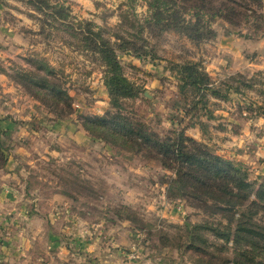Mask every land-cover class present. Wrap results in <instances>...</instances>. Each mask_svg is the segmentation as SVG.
<instances>
[{
  "label": "rangeland",
  "instance_id": "1",
  "mask_svg": "<svg viewBox=\"0 0 264 264\" xmlns=\"http://www.w3.org/2000/svg\"><path fill=\"white\" fill-rule=\"evenodd\" d=\"M45 1L49 7L42 3L39 8L30 0H0V142L4 150L0 151V264H44L39 254L54 263L44 253L43 237L24 241L23 234L24 230L35 231L30 220L39 208L43 213L52 211L54 197H62L68 212L79 219L103 221L110 228L130 232L133 240L122 254L123 264H235L231 241L228 249L215 251L218 246L211 244L223 242L207 233V246L196 252L185 236L184 225L206 221L233 228L241 206L222 204L226 199L211 188L186 186L188 196H175L169 186L176 176L175 163L161 160L147 147L106 140L96 125L93 136L83 125L82 117H101L116 110L103 82L106 66L92 50L81 46L77 33L80 28L100 33L117 47L120 42L114 35L121 34L117 25L120 14L127 10L124 0ZM232 1L228 5L235 10ZM56 3L73 27L56 21ZM184 5L178 3L181 8ZM260 5L252 9L257 10L255 16L261 15V21L243 15L237 23L220 15L211 19L209 11L197 15L196 10L186 8L174 12L164 29L146 28L142 37L147 43L130 42L141 45L143 55L117 50L124 75L142 89L138 97L122 102L123 113L134 125L144 124L160 140L183 130L184 137L211 154L240 164L248 179L257 183L264 182V114L256 108L264 105L260 94L264 90V31H254L260 27L257 21L264 25V0ZM146 11L147 0H136L139 23ZM40 59L53 68V74L36 69ZM186 60H203L215 81L236 74L250 80L253 87L245 92L249 102L244 104L245 99L234 92L229 94L230 100L213 99L218 103L216 119L208 122L206 133L181 122L186 104L171 67ZM39 77H46L49 84L71 97V114H66L64 104L53 110L52 100L47 104L33 94L27 80ZM57 111L65 114L58 117ZM81 129L90 145L78 144L73 138ZM34 199L41 200V205ZM23 201L27 205L19 210L18 203ZM255 216L264 220L262 211ZM36 227V236H41L44 228ZM210 252L214 257L207 254ZM223 256L229 257L227 263Z\"/></svg>",
  "mask_w": 264,
  "mask_h": 264
},
{
  "label": "trees",
  "instance_id": "2",
  "mask_svg": "<svg viewBox=\"0 0 264 264\" xmlns=\"http://www.w3.org/2000/svg\"><path fill=\"white\" fill-rule=\"evenodd\" d=\"M30 1L39 8H42L40 7L43 6L42 3L48 7L50 4L45 0L42 2L40 0ZM231 1L147 0L146 16L143 18V22L139 23L140 21L135 19L136 13L134 12L136 0H124L122 5L127 10L120 14V21L117 25L121 27L119 30L124 36L117 33L114 35L115 39L120 42L117 47L105 41L100 33H93L88 29L79 27L77 35L81 36V46L85 47L86 50H92L106 66L103 82L108 92L109 103L116 110L101 117H82V120H84V127L91 135L94 134L93 125H96L104 133L103 137L106 140L147 147L149 150L154 151L157 156L160 155L161 160L168 159L170 162L175 163L177 166L175 169L176 176L169 184L175 192L173 193L175 196L184 197L186 194L188 196L190 192L185 190L186 186L188 188L192 186L211 188L213 192L216 191L226 199L223 200L222 204L226 206L235 204V208L241 206L243 210L235 217V227L233 228H221L206 221L198 224L185 223V236L190 242V247L196 252L202 251L201 246H207V239L204 235L209 233L215 240L223 242L219 245L211 244L218 246L214 248L215 251L223 252V250L228 249L229 241H231L233 248H235V264H264V220L255 216L257 211L264 213V182L250 181L245 168L240 164L211 154L197 142L184 137L183 130L176 133L173 138L165 137L160 140L155 132L148 131V129L146 131L144 124L134 125L132 119L123 113L122 106L124 100L138 97L142 89L124 75L118 60L117 50H132L138 56L143 55L140 51L141 45L137 47V45H134L135 43L130 42L141 40L143 43H147V39L142 37V33L146 28L152 31L154 28L162 30L166 26L164 23L172 19L174 12L177 13L186 8L196 10L197 15L207 14L209 11L211 19L220 15L227 20L234 19L235 23L243 15H245L244 19L254 16L253 18L260 20L261 15L255 16L257 10H253L252 7L256 5L259 9L261 0H235V10L228 5V2ZM180 2L185 4L184 7L178 6ZM53 7L50 6L51 9ZM56 7H58L57 11L53 12L56 21H60L66 27H73L74 25L67 21L68 15L64 14L62 8H59L60 3H56ZM53 13L50 14L53 15ZM257 24L260 27L256 26L254 31H264V25H261L258 21ZM126 25L129 29H123ZM127 30H131V32ZM123 45L135 46V48L130 49V47ZM36 62L38 63L36 65L37 70L48 75L53 74V68L48 65L45 59ZM171 71L178 82V91L186 104L184 108L185 116L181 122H186L190 127L197 126L205 133L210 126L208 122L216 119L214 115L215 107L218 104L216 101L230 100L229 94L234 92L245 99L244 104L249 102V100H246L245 92L253 87V83L249 82L250 80L236 74L224 80L215 81L206 71L203 60H186L182 63H172ZM39 78L38 80H27V85L33 94L47 104L52 100L53 110H60V103L64 104L68 110L66 114H71V97L64 90L49 84L46 77ZM260 94L264 97V90ZM213 99L216 101H213ZM256 108L264 114L263 104L256 105ZM64 114L62 111L56 112L58 117H62ZM186 140L190 144H184ZM1 147L2 143L0 142V151L3 152L4 150ZM196 197L200 198L197 194ZM218 203H220L219 200ZM217 207L219 206L215 208ZM219 209L231 210L228 207H219ZM204 253L206 254V252ZM207 254L214 257V253ZM221 259L225 263L229 261V257L226 256L221 257Z\"/></svg>",
  "mask_w": 264,
  "mask_h": 264
},
{
  "label": "crops",
  "instance_id": "3",
  "mask_svg": "<svg viewBox=\"0 0 264 264\" xmlns=\"http://www.w3.org/2000/svg\"><path fill=\"white\" fill-rule=\"evenodd\" d=\"M73 138L78 139V144L88 142L90 145L89 136L82 129L81 132L75 131ZM34 200L36 205L41 201ZM50 201L53 206L50 213H43V210L39 208L37 215L30 220L39 228H44L45 231H42L41 236H36L38 235L36 226L33 227V229L36 228L35 231L30 234L26 230L23 231L24 241L42 237L45 239L44 253L49 255L54 263H48L50 259L39 254V259L45 260L44 264L46 262V264H123L122 254L133 240L129 237L130 232L122 227L110 228L103 221L86 222L77 218L68 212L66 201L62 197H54ZM12 205L16 207L15 202ZM26 205L25 201L19 202V210L24 209ZM6 206L11 207V204L6 202ZM7 244L10 242H6ZM68 244L73 247H69ZM125 264H132V262Z\"/></svg>",
  "mask_w": 264,
  "mask_h": 264
}]
</instances>
